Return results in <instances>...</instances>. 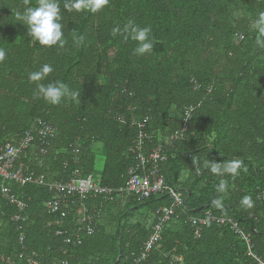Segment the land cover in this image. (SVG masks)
<instances>
[{"label":"trees","instance_id":"trees-1","mask_svg":"<svg viewBox=\"0 0 264 264\" xmlns=\"http://www.w3.org/2000/svg\"><path fill=\"white\" fill-rule=\"evenodd\" d=\"M67 2L59 0L66 43L48 48L16 21L24 0H0V47L7 52L0 64V144L15 143L42 121L54 136L45 155L37 143L27 151L29 170L49 182L67 181L75 172L93 175L100 186L116 191L133 166L128 151L139 131L148 135L144 151L163 146L177 130L182 109L193 106L187 133L163 146L166 161L158 170L183 205L164 225L159 245L138 264H253L230 227L212 220L219 217L249 234L252 252L264 260V49L256 47L252 27L264 0H110L96 13L68 12ZM29 3L36 6L38 0ZM129 20L151 27V53L135 55L136 41L112 35ZM237 36L243 38L238 43ZM44 64L54 70L40 83L67 84L80 92L79 104L36 98L29 73ZM205 160H240L246 170L235 179L216 176L203 167ZM221 179L228 184L226 194L216 191ZM13 188L26 204L25 220L12 221L15 209L0 197V264H27L29 257L38 264H134L155 211L172 204L165 194L143 201L117 193L112 201L87 197L82 203L89 211L102 208L93 215L92 235L77 236L76 204H67L65 218H59L43 210L53 196L47 188ZM245 195L253 207H241ZM140 208L146 213L135 218ZM207 213L195 238L187 219Z\"/></svg>","mask_w":264,"mask_h":264},{"label":"built area","instance_id":"built-area-1","mask_svg":"<svg viewBox=\"0 0 264 264\" xmlns=\"http://www.w3.org/2000/svg\"><path fill=\"white\" fill-rule=\"evenodd\" d=\"M242 39V36H237L236 42L238 43ZM193 111V106L182 109L177 130L165 138L163 146H171L174 141L183 139L184 134L187 133ZM53 136L54 130L52 127L37 120L15 143L7 142L0 144V197L6 204L15 209V214L11 220L23 222L25 220L23 214L26 209L25 202L18 197L17 190L13 186L22 188L26 185H34L47 188L53 194L51 200L43 202V210L48 215L65 218L67 204H76L79 218L77 220L78 228L74 231V235L81 232L86 236L92 235L93 228L90 224L93 215L97 216L102 208L100 206L89 211L82 203L87 197L112 201L113 194L117 193L124 194L125 197L134 198L136 201H143L152 195L165 194L172 200V204L168 207H160L155 211V221L151 227V233L143 243L139 257L134 261V264L144 261L149 253L159 245L163 227L174 215V210L183 205L181 195L167 187L164 184L163 178L158 173L160 164L166 161L163 146L158 145L149 152L144 151L143 143L148 139V135L139 131L128 151L132 157L133 166L127 171V179L124 186L114 191L111 188L100 186L97 177L93 175L80 177L78 176V172H75L67 181L49 182L42 173L29 170L24 162L27 158V151H29L34 143H37L39 154L41 156L45 155L46 148ZM73 154H78V147L73 149ZM206 217H210V214L207 213L205 217L201 218L187 219V222L193 228V236L195 238L200 236L201 229L207 222ZM212 220L217 225H228L230 227L234 234L244 243L246 248L245 254L253 264H264V260L252 252L253 245L250 242L249 234H245L235 222L225 217L213 218ZM56 235H61V233L57 232ZM75 239L77 240L76 236ZM19 241L20 243L22 242L21 236ZM19 258L21 257L19 256ZM26 262L27 264H38L32 257H29Z\"/></svg>","mask_w":264,"mask_h":264},{"label":"clouds","instance_id":"clouds-1","mask_svg":"<svg viewBox=\"0 0 264 264\" xmlns=\"http://www.w3.org/2000/svg\"><path fill=\"white\" fill-rule=\"evenodd\" d=\"M110 0H68L64 4L65 10L68 12L90 11L92 13L99 12L105 6H108ZM23 11H16L15 19L19 23L26 25L28 35L32 40L39 43L41 46L51 48L53 46L63 47L66 43L64 33L62 31V14L59 0H38L36 6H30L29 0H24ZM253 29L257 35L255 37V45L258 49H264V11L258 14L254 20ZM151 27H139L134 21L129 20L128 23L121 29L119 26L112 29V35H121L125 40L131 39L137 42V47L134 49V54L143 56L146 53H151L153 49V38L151 37ZM83 37L78 38V43L83 41ZM7 57V52L3 47H0V64L4 63ZM53 67L50 64H44L38 71L29 73V80L36 84V92L34 95L37 99L43 98L44 101L51 105H59L65 99H70L72 102L80 103V92L70 89L69 86L61 81H54L47 85L40 83L53 72ZM203 167L216 175L223 177L225 174H230L233 179L237 178L241 171L246 169L242 161L232 160L227 163H217L210 160L203 162ZM228 184L221 179L216 191L220 194H226ZM240 205L243 208L253 207L251 196L245 195L240 200Z\"/></svg>","mask_w":264,"mask_h":264},{"label":"rangeland","instance_id":"rangeland-1","mask_svg":"<svg viewBox=\"0 0 264 264\" xmlns=\"http://www.w3.org/2000/svg\"><path fill=\"white\" fill-rule=\"evenodd\" d=\"M234 39V38H233ZM235 42V40H234ZM98 147V146H97ZM97 147H94V153L98 154V151H97ZM102 156L100 155V152H99V155H96V169L97 171H99L101 169V165H102ZM146 213L145 209L144 208H140L137 213L135 212V218H137L138 216H142Z\"/></svg>","mask_w":264,"mask_h":264},{"label":"water","instance_id":"water-1","mask_svg":"<svg viewBox=\"0 0 264 264\" xmlns=\"http://www.w3.org/2000/svg\"><path fill=\"white\" fill-rule=\"evenodd\" d=\"M199 211V209H197V210H194V211H192V212H198ZM120 257H121V251L119 250V256H118V260L120 259ZM117 260V261H118Z\"/></svg>","mask_w":264,"mask_h":264},{"label":"crops","instance_id":"crops-1","mask_svg":"<svg viewBox=\"0 0 264 264\" xmlns=\"http://www.w3.org/2000/svg\"><path fill=\"white\" fill-rule=\"evenodd\" d=\"M97 170V169H96ZM99 171H96V176H98ZM98 179V178H97Z\"/></svg>","mask_w":264,"mask_h":264}]
</instances>
